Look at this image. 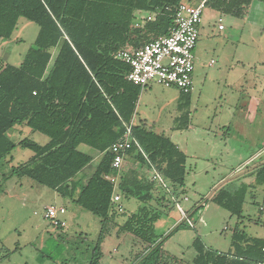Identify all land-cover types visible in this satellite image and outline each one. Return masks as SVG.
<instances>
[{
    "label": "trees",
    "instance_id": "1",
    "mask_svg": "<svg viewBox=\"0 0 264 264\" xmlns=\"http://www.w3.org/2000/svg\"><path fill=\"white\" fill-rule=\"evenodd\" d=\"M253 1L206 0V7L242 19ZM181 2L0 0V39L10 40L21 18L40 28L20 66L0 60V162L11 156L17 146L32 151L34 156L14 168L13 174L56 191L100 219L102 229L99 242L92 248L90 264H100L107 224L119 214L112 203L117 188L105 179L117 174L109 150L126 136V125L132 123L142 93V88L128 81L130 67L117 59V54L138 50L167 36ZM151 14L155 17L148 21ZM136 22H140L137 28ZM189 95L182 96L188 100ZM181 121L177 130H188L189 115H183ZM16 126H26L47 136L49 141L40 145L26 138L16 143L9 136ZM131 140L128 160L161 175L179 198L187 195L188 157L171 138L154 133L143 123L133 125ZM81 145L101 156L85 183L76 178L94 156L80 151ZM251 175L254 182L243 183L237 189L227 184L204 201L211 199L233 216L243 218L247 195L258 187L264 188V165ZM157 185L134 168L122 177L118 191L125 199L134 198L141 205L127 217L121 230L150 246L135 264H180L162 249L164 241L156 234L155 225L164 212L161 204L170 203L168 194L156 196L161 189ZM201 202L203 199L194 204L193 214L199 212ZM180 229L181 225L176 226L167 237ZM193 247V264L264 262V239L248 237L240 229L234 232L233 249L227 253L207 248L199 236Z\"/></svg>",
    "mask_w": 264,
    "mask_h": 264
},
{
    "label": "rangeland",
    "instance_id": "2",
    "mask_svg": "<svg viewBox=\"0 0 264 264\" xmlns=\"http://www.w3.org/2000/svg\"><path fill=\"white\" fill-rule=\"evenodd\" d=\"M260 6L258 11L257 8L251 10L248 21H235L226 16L221 17V23L218 14L205 9L203 28L201 26L194 51V88L188 100L176 88L153 84L142 91L137 105L136 124L145 123L149 130L171 138L187 153V195L178 198L194 227L178 222L181 214L171 199L170 203L161 204L164 212L155 225L156 234L164 241L162 249L180 264H193L196 256L193 242L197 236L208 248L223 253L233 249L232 236L237 228L244 230L248 237L264 239L263 187L247 195L241 219L211 199L202 224L199 216L203 209L194 215L186 209L202 199L207 200L217 191L225 175L231 174L233 180L229 186L234 189L254 182L251 173L256 168L253 166L262 163L261 158L248 162L252 152L264 148V101L251 100L261 95L264 87V3ZM219 24L226 27V31H219ZM39 30L38 25L21 18L12 38L0 39V60L20 66L34 46ZM239 72L247 77L248 84L243 83V87L238 81L235 85L232 83ZM183 115H189L191 129L178 131ZM10 136L16 143L26 138L40 145L49 141L47 136L26 126H16ZM79 149L95 153L88 146ZM205 153H212L214 160L206 162ZM32 156V151L17 146L11 156L0 162V264H90L92 248L99 242L102 229L100 219L56 191L28 177L14 175L13 169ZM98 162L94 160L79 176L87 177ZM133 168L141 176L150 177L146 166L137 167L126 157L124 168L116 177L117 192L114 193L120 195L119 205L123 209L114 208L119 214L107 224L100 264H135L150 247L121 230L127 217L141 205L134 198L125 200L118 191L122 177ZM79 180L87 181L84 176ZM168 185L171 187L170 183L165 186ZM158 186L161 189L157 188L156 196L163 197L167 194L165 186L160 183ZM183 197L189 201H183ZM154 205L160 206L159 202ZM50 207L66 209L61 219L65 226H55L45 219ZM177 225H181V229L167 237Z\"/></svg>",
    "mask_w": 264,
    "mask_h": 264
},
{
    "label": "built area",
    "instance_id": "3",
    "mask_svg": "<svg viewBox=\"0 0 264 264\" xmlns=\"http://www.w3.org/2000/svg\"><path fill=\"white\" fill-rule=\"evenodd\" d=\"M205 9L206 0L197 5L181 2L175 13L174 25L170 28L167 36L156 39L138 50L120 51L117 54V59L130 67L127 76L128 81L142 89L158 84L167 88H176L182 94H190L194 88L193 76L196 60L194 51L201 33ZM154 17L155 14H151L147 20L151 21ZM221 22L220 19L219 23ZM139 26L140 22H136L135 27ZM219 30H224L222 24H219ZM132 128V124L126 125V136L114 143L109 150L113 156L112 168L117 171V174L107 175L105 179L114 185H116L119 171L124 168L126 154L132 147ZM151 180L164 186L168 183L156 172H152ZM164 189L181 214V224L185 223L189 227H194V223L189 219L188 212L184 209V205L179 202L178 195L172 186H165ZM183 201L188 202L189 199L183 197ZM120 202V195L114 194L112 198L114 208L118 209L119 207V210H122L123 207L119 205ZM201 207L206 210L209 205L204 201ZM65 214L66 209L64 207H50L44 217L55 226H65V222L61 220Z\"/></svg>",
    "mask_w": 264,
    "mask_h": 264
},
{
    "label": "crops",
    "instance_id": "4",
    "mask_svg": "<svg viewBox=\"0 0 264 264\" xmlns=\"http://www.w3.org/2000/svg\"><path fill=\"white\" fill-rule=\"evenodd\" d=\"M203 0H182V2H186V3H190V4H193V5H197V4H199V3H201ZM261 3H263V2H261V1H256V0H254L253 2H252V4L248 7V9H247V12H246V15H245V17L244 18H242V19H237V18H233V17H231V16H229V17H231V18H233V20H242V21H244V20H249V16H250V12H251V10H253L254 8H257V11L259 10V8L261 7L260 6V4ZM208 7H206V9H207ZM210 9V8H209ZM210 11L211 12H215L216 14H218V16H220V19H221V17L223 18V17H228V15H225V14H222L221 12H218V11H215V10H212V9H210ZM143 14V17L145 18V16H146V14H144V13H142ZM137 16H139V17H142V15H137ZM138 17V18H139ZM219 19V20H220ZM140 20V19H139ZM218 20V21H219ZM222 20V19H221ZM232 20V22L234 23L235 21H233ZM202 25H203V23H202ZM202 28H203V26H202ZM201 28V29H202ZM218 30H219V25H218ZM219 31H226V27H224V30H219ZM230 33L228 32V37L230 38ZM245 44H247V43H245ZM56 53H57V51H54V55H53V60H52V62L54 61V59H55V57H56ZM212 62H214L213 60L211 61V64H212ZM237 63H240V61L238 60L237 61ZM52 64V63H51ZM210 64V65H211ZM240 73V72H239ZM238 79V80H237ZM238 81V82H237ZM236 82H237V84H239L241 87H243L244 85H243V83H246V84H248L247 83V77L245 76V74H243V73H240V74H238V75H236V78L234 79V80H232V83H234V85L236 84ZM263 86H264V84H263ZM149 87H151V86H149ZM148 87V88H149ZM147 89V88H146ZM143 90H145V89H142V91ZM261 98H260V97ZM258 97H252L251 98V100H256V101H258V102H262V101H264V87H263V91H262V94L261 95H259ZM140 100V99H139ZM136 115V114H135ZM135 117L136 116H134V119H133V121H132V125H134V124H136L135 123ZM189 129H191V127L189 126ZM10 136V135H9ZM11 137V136H10ZM174 142V141H173ZM175 143V142H174ZM176 144V143H175ZM178 145V144H177ZM81 146H83V145H81ZM80 146V147H81ZM85 146V145H84ZM179 146V145H178ZM79 147V148H80ZM179 148L182 150V151H184L183 149H182V147H180L179 146ZM208 149V148H207ZM80 150V149H79ZM185 152V151H184ZM186 153V152H185ZM90 155H92V156H94V160H96V159H98L99 160V162H100V159H101V156H98L97 155V152H95V153H93V154H90ZM186 155H187V153H186ZM213 154L211 153H205L204 154V156H203V159L206 161V162H208V163H210L211 161H213L214 160V157L212 156ZM261 158V160L260 161H262V163L260 164V165H257V166H253V168H258L259 166H261V165H264V148H258V149H256L254 152H252V154H251V156L248 158V162H253V161H255V160H258V159H260ZM93 160V161H94ZM130 162H133V164H134V161L133 160H129ZM98 162V163H99ZM212 164V163H211ZM250 164V163H249ZM135 166H139L138 164H136ZM141 166V165H140ZM211 166H213V165H211ZM97 167V166H96ZM136 168V167H135ZM95 170H96V168H95ZM95 170L94 169H92V171L90 172H88V176L89 177H91L92 175H93V173L95 172ZM244 174V173H243ZM151 175H152V172H150L149 171V169H148V176H150L149 178H151ZM229 175H231V174H229ZM229 175H225L221 180H220V182L219 183H224L223 184V186L222 187H224L225 185H227V184H229L232 180H233V178L231 177V176H229ZM79 176V175H78ZM80 176H84L86 179H88L89 177L87 176H85V175H80ZM80 176L79 177H77L76 179L78 180L79 178H80ZM221 188V187H220ZM219 188V189H220ZM218 191V190H217ZM216 191V192H217ZM117 192V191H116ZM215 192V193H216ZM215 193L210 197V198H213V196L215 195ZM211 195V194H210ZM125 200H127V199H125ZM129 200V199H128ZM203 202H204V200H203ZM203 202H201V204L198 206V207H201L202 206V204H203ZM184 205V204H183ZM124 207H125V203H124ZM186 209L188 210L189 209V211H191V215L194 213V211H195V208H194V205H191V206H189V207H186ZM191 209V210H190ZM203 208H201L200 210H199V212L202 210ZM207 210V209H206ZM206 210L205 209H203V211H202V213L200 214V216H199V223L200 224H202L204 221L203 220H205L204 219V214H205V212H206ZM264 209H261V211H263ZM194 215V214H193ZM201 218H202V220H201ZM203 221V222H202ZM178 222H180V220L178 221ZM178 226V225H177ZM237 229H239V228H237ZM241 230V229H240ZM236 231V230H235ZM198 237V236H197ZM196 237V238H197ZM195 238V239H196ZM257 238V237H256ZM262 239V238H261ZM195 241V240H194ZM194 243V242H193ZM206 246V245H205ZM207 247V246H206ZM208 248V247H207Z\"/></svg>",
    "mask_w": 264,
    "mask_h": 264
},
{
    "label": "water",
    "instance_id": "5",
    "mask_svg": "<svg viewBox=\"0 0 264 264\" xmlns=\"http://www.w3.org/2000/svg\"><path fill=\"white\" fill-rule=\"evenodd\" d=\"M223 184L224 183H220L219 185H218V187L216 188V190H218L220 187H222L223 186ZM214 193H212L211 195H209V197L208 198H210L212 195H213Z\"/></svg>",
    "mask_w": 264,
    "mask_h": 264
}]
</instances>
